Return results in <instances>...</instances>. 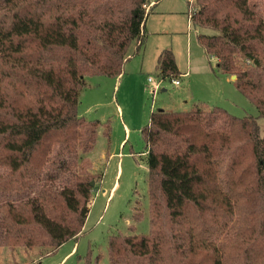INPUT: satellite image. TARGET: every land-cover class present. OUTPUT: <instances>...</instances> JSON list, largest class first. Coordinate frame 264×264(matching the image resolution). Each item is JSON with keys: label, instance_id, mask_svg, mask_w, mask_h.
<instances>
[{"label": "trees", "instance_id": "16d2710c", "mask_svg": "<svg viewBox=\"0 0 264 264\" xmlns=\"http://www.w3.org/2000/svg\"><path fill=\"white\" fill-rule=\"evenodd\" d=\"M150 0H0V225L5 247L76 239L101 183L86 77L116 79L145 40ZM198 43L257 117L157 110L141 128L149 231L108 238L109 264H264V15L257 0H194ZM179 77L174 55L156 61ZM108 132V130H107ZM108 134V133H107ZM93 182V185L91 183ZM133 219L139 220L134 212ZM132 231V227L129 228Z\"/></svg>", "mask_w": 264, "mask_h": 264}, {"label": "rangeland", "instance_id": "374dc122", "mask_svg": "<svg viewBox=\"0 0 264 264\" xmlns=\"http://www.w3.org/2000/svg\"><path fill=\"white\" fill-rule=\"evenodd\" d=\"M149 28L157 29L141 61L144 44L138 54L130 50V59L117 78L86 77L80 91L78 115L97 120L96 142L88 154L93 173L101 183L92 193L89 213L76 239L64 242L55 250L4 246L0 225V264H109L108 238L116 234L145 235L149 231V200L146 185L145 144L141 128L157 110L187 111L194 107H219L236 117H257L252 104L235 87L234 80L222 74L215 60L198 43V35H213L210 29L195 28L189 19L194 0H155ZM258 12L264 15V0H257ZM155 48L175 55L181 74L174 84L162 79L155 70ZM161 84L153 92L147 82ZM164 89L165 91H161ZM264 133V119L257 118ZM108 130V132H107ZM108 133V134H107ZM3 169L0 168V176ZM139 220L133 219L134 212ZM132 227V231L129 229Z\"/></svg>", "mask_w": 264, "mask_h": 264}, {"label": "crops", "instance_id": "0c3cea01", "mask_svg": "<svg viewBox=\"0 0 264 264\" xmlns=\"http://www.w3.org/2000/svg\"><path fill=\"white\" fill-rule=\"evenodd\" d=\"M156 5L157 4V2L155 1V0H150V4L148 5V8H151L153 5ZM160 4V3H159ZM159 4H157L156 5V7L159 5ZM155 14H156V12L155 13H153L152 15H150V16H148L147 17V19H146V22H145V32L148 34V36H147V38H146V40H145V44H144V48H143V51H142V54L140 55L141 56V61H143L144 60V56H145V54H146V52H147V47L149 46L148 44V42H149V40H150V37L154 34V33H157V29H152V28H149V19L152 17V16H155ZM131 50V49H130ZM129 50V51H130ZM128 51V59H130V52ZM162 50H161V48H155V53H154V56L156 57L155 59V65H154V68H155V70H157V67H156V61H157V57H158V55H159V53L161 52ZM173 55H174V53H173ZM130 56V57H129ZM174 61H175V55H174ZM175 64H176V62H175ZM179 71V70H178ZM180 72V71H179ZM180 75H183V76H186L187 75V72H185V73H183V74H181V72H180ZM117 79V78H116ZM178 81V80H177ZM156 83H158V82H156ZM149 84H151V83H149ZM160 84H161V79H160ZM159 84V85H160ZM152 85V84H151ZM153 86V85H152ZM152 91H153V88H152ZM161 91H165L164 89H162Z\"/></svg>", "mask_w": 264, "mask_h": 264}, {"label": "built area", "instance_id": "2783aa9c", "mask_svg": "<svg viewBox=\"0 0 264 264\" xmlns=\"http://www.w3.org/2000/svg\"><path fill=\"white\" fill-rule=\"evenodd\" d=\"M147 82L151 83L153 85V92L159 87L160 80H158V83H154V80L150 77L147 78ZM174 84H177L178 81L175 79L172 81Z\"/></svg>", "mask_w": 264, "mask_h": 264}, {"label": "water", "instance_id": "95a60500", "mask_svg": "<svg viewBox=\"0 0 264 264\" xmlns=\"http://www.w3.org/2000/svg\"><path fill=\"white\" fill-rule=\"evenodd\" d=\"M231 78H233V79H234V78H235V76H231ZM91 185H93V182L91 183Z\"/></svg>", "mask_w": 264, "mask_h": 264}]
</instances>
